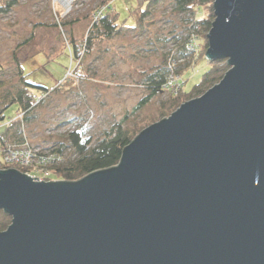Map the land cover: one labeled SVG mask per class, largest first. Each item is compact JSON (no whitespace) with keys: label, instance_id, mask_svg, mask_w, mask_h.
Instances as JSON below:
<instances>
[{"label":"water","instance_id":"95a60500","mask_svg":"<svg viewBox=\"0 0 264 264\" xmlns=\"http://www.w3.org/2000/svg\"><path fill=\"white\" fill-rule=\"evenodd\" d=\"M222 79L77 181L0 170V264H264V0H213Z\"/></svg>","mask_w":264,"mask_h":264},{"label":"rangeland","instance_id":"374dc122","mask_svg":"<svg viewBox=\"0 0 264 264\" xmlns=\"http://www.w3.org/2000/svg\"><path fill=\"white\" fill-rule=\"evenodd\" d=\"M4 1L0 0V5ZM102 2L107 1L76 0L71 13L64 19L66 38L70 45L73 43L76 47L75 55L71 45L73 57L78 63L77 70H74L80 75L78 82L62 80L70 59L63 36L54 28L39 25L53 23L52 0H18L9 12L0 13V67L4 70L0 76V97L5 92L12 93L17 87L13 57L20 63L27 82L50 90L41 103L26 114L27 119L25 117L26 137L34 147L57 148L65 142V136L70 131L79 129L80 124L89 136L96 139L123 116L130 114L147 95L145 74L164 64L165 56L177 41L175 36H182V26L188 19L166 1L159 4L153 13L151 7V17L136 24L137 17L147 7V1L113 0L111 13L117 15L116 24L121 29L109 40L95 43L91 40L89 48L87 38L95 27L89 28L92 14ZM206 12L200 10L199 16H206ZM205 40L206 36L198 34V52ZM207 69L208 62L204 58L182 72L184 90L191 91ZM31 98L35 101L36 97ZM169 99L172 97L160 93L125 126L131 128L136 124L135 129L141 131L159 121L162 105ZM16 112V105L8 108L5 121ZM165 112L170 113L169 110ZM9 168L32 176L39 173L34 164ZM0 170H3L1 164ZM45 181L58 180L46 178Z\"/></svg>","mask_w":264,"mask_h":264},{"label":"trees","instance_id":"16d2710c","mask_svg":"<svg viewBox=\"0 0 264 264\" xmlns=\"http://www.w3.org/2000/svg\"><path fill=\"white\" fill-rule=\"evenodd\" d=\"M147 7L137 17V23H140L143 19L151 17L150 8L152 7V13L155 8L166 1H169L174 10L178 13L185 14L188 19L186 25L182 26V36L178 38L175 36L176 43L173 44V48L169 50L164 58V64L152 70L151 73L145 74L144 79L146 82L145 89L147 95L142 98L137 105L133 108L130 114H126L123 118L116 122L109 130L105 131L100 137L93 139L86 132L85 127L80 124L79 129L75 128L65 136V142L59 144L57 148H53L57 154H63L64 158L61 164L51 167L53 171L47 178H55L62 181H77L84 176L103 169L114 167L118 164L122 150L133 140L139 130H136V124L129 128L126 127L130 118H136L138 113L143 110L150 101L163 92V86L169 73V67L172 62L176 65L173 66L175 74L181 77V73L192 68L197 61L204 59V55L207 49L206 40L202 45V50L199 52H192L188 50L187 45L191 37L198 34L206 36L210 29L211 23L214 19L212 4L213 0H146ZM18 0H5L0 5V13H7L12 7L17 4ZM105 3V2H104ZM103 4V2H102ZM200 10L206 12V16H199ZM117 15L114 13H107L101 19L100 24L94 27L92 35L87 38L88 47L91 46V40L96 41L109 40L118 34L121 27L117 24ZM41 26H47L57 30L55 22L52 24L41 23ZM65 21L62 22V26L65 28ZM58 31V30H57ZM32 37L30 38V40ZM73 40V39H72ZM71 40V42H72ZM98 41V42H99ZM74 42V40H73ZM25 44L27 42H24ZM21 44L22 45H24ZM73 51L76 55V47L71 44ZM20 46V47H21ZM68 56V55H67ZM15 61V75L18 77L17 87L11 92H5L0 97V124L6 120L5 111L12 105H16L17 111H28L29 114L35 107L32 108L33 99L31 96L47 92L48 89L34 85L26 81V75H24L20 69V63L13 57ZM181 64H178V61ZM228 70L225 60H219L215 62H208V69L201 75L199 82L187 92L182 90L176 95H170L172 99H169L162 105V111L160 113L161 119L169 116L175 108L179 107L186 100L201 96L206 90L217 84ZM4 73L2 67H0V76ZM63 80V79H62ZM1 84V80H0ZM165 94V93H164ZM41 103V102H40ZM39 103V104H40ZM38 104V105H39ZM169 110L170 113L165 111ZM28 116H26L27 119ZM141 130V129H140ZM21 135H26V132H21L20 126L14 124L11 128H3L0 130V148L7 147L12 144H19L24 141ZM27 138V137H26ZM28 139V138H27ZM2 169H8V166L0 163ZM26 173V172H25ZM11 222V218L0 211V232L7 229Z\"/></svg>","mask_w":264,"mask_h":264},{"label":"built area","instance_id":"2783aa9c","mask_svg":"<svg viewBox=\"0 0 264 264\" xmlns=\"http://www.w3.org/2000/svg\"><path fill=\"white\" fill-rule=\"evenodd\" d=\"M106 1V3L100 5L92 14L91 25L89 28H93L94 26L99 25L104 15L113 11V8L111 7L113 0ZM75 2L76 0H52V12L54 15L53 22L56 23L58 32L63 36L65 45L68 48V57L70 58L69 66L67 68L63 81L68 79L75 80L76 82H78L80 81V75L77 73L75 74L74 71L77 70L78 63L73 57L71 45L68 39L66 38L65 30L62 26V22L71 13ZM58 5L60 6L61 10L59 9ZM197 41L198 35H193L187 45L188 50L192 52H198L200 47L197 44ZM175 65V62H172L170 64L169 73L163 86V92L165 94H170L173 96H176L182 90L184 85L182 78L174 72L173 66ZM47 92L34 95V97L36 98L35 101L33 100L32 108L42 100V98L45 96V94H47ZM27 112H29V110L26 112L17 111L13 117L0 124V130L5 127L11 128L14 124H18V126H20L21 132L25 133L24 122ZM21 136L22 139L24 138L23 142L0 148L1 163L8 167L18 168L29 167L34 164V168H37V172H39L37 176H32L30 173L26 174L32 178L38 179V181H45V179L48 178L49 175H51L53 172V169L51 170V167L58 166V164H61L64 155L57 154L56 151H54L53 149H43L40 147H34L25 135Z\"/></svg>","mask_w":264,"mask_h":264},{"label":"crops","instance_id":"0c3cea01","mask_svg":"<svg viewBox=\"0 0 264 264\" xmlns=\"http://www.w3.org/2000/svg\"><path fill=\"white\" fill-rule=\"evenodd\" d=\"M106 15V14H105Z\"/></svg>","mask_w":264,"mask_h":264}]
</instances>
